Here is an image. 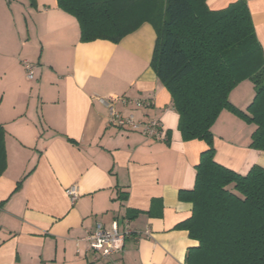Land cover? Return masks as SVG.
Here are the masks:
<instances>
[{
	"label": "crops",
	"instance_id": "1",
	"mask_svg": "<svg viewBox=\"0 0 264 264\" xmlns=\"http://www.w3.org/2000/svg\"><path fill=\"white\" fill-rule=\"evenodd\" d=\"M235 1L205 3L220 10ZM246 2L264 50V0ZM0 9V124L7 150L0 264H109L95 259L85 237L97 223L109 228L125 218L136 232L111 257L115 264H185L198 241L177 227L193 209L181 193L194 188L208 144L183 138L172 94L151 67L155 25L146 20L117 43L82 42L78 19L57 0H0ZM23 58L38 64L35 81ZM254 96L245 79L229 100L245 111ZM136 100L150 105L138 107ZM107 102L136 120L159 119L163 138L109 126ZM255 129L222 110L211 128L215 160L243 175L264 167V151L251 147Z\"/></svg>",
	"mask_w": 264,
	"mask_h": 264
},
{
	"label": "trees",
	"instance_id": "2",
	"mask_svg": "<svg viewBox=\"0 0 264 264\" xmlns=\"http://www.w3.org/2000/svg\"><path fill=\"white\" fill-rule=\"evenodd\" d=\"M57 1L78 19L82 42L117 43L146 20L155 25L151 67L172 94L183 138L208 144L194 188L181 193L193 209L177 227L198 241L185 264H264V167L254 165L243 175L218 163L211 130L228 109L256 125L251 147L264 151V50L246 0L220 10L205 0ZM245 79L253 82L255 96L244 111L229 94ZM5 137L0 124V176L7 167Z\"/></svg>",
	"mask_w": 264,
	"mask_h": 264
},
{
	"label": "built area",
	"instance_id": "3",
	"mask_svg": "<svg viewBox=\"0 0 264 264\" xmlns=\"http://www.w3.org/2000/svg\"><path fill=\"white\" fill-rule=\"evenodd\" d=\"M24 65L27 70V77L31 80L34 79L35 66L29 62H25ZM134 102L138 107L150 105L148 102L142 100ZM107 105L110 109L109 126L135 131L141 130L147 137L152 139L163 138L161 134L162 125L159 119L136 120L133 115H122L112 102H107ZM67 192L72 197V201H74L76 199L75 187L69 188ZM135 232L129 218L123 219L122 222L115 219L109 228L105 227L102 223H97L95 229L87 234L85 239L89 243V249L95 254L96 260L105 259L109 261V264H115L111 257L123 249L125 241ZM144 234L149 235L150 231L147 229L144 231Z\"/></svg>",
	"mask_w": 264,
	"mask_h": 264
},
{
	"label": "rangeland",
	"instance_id": "4",
	"mask_svg": "<svg viewBox=\"0 0 264 264\" xmlns=\"http://www.w3.org/2000/svg\"><path fill=\"white\" fill-rule=\"evenodd\" d=\"M1 10V9H0ZM8 37H9V39H11L12 38V36H11V33H9L8 34ZM12 41L14 42L15 41V39L13 40L12 39ZM17 43V42H16ZM26 62L28 61L31 65H33V66H35V79H36V77H37V75H36V72H37V70H38V64L35 62V61H32V59H30V58H23ZM22 59V60H23ZM25 65H23V67H24ZM24 69H25V72H27V70H26V68L24 67ZM35 79L33 80V81H35ZM30 83H33V82H30ZM247 124H253V123H251V122H248V121H245ZM230 187H232V185L231 186H229V188Z\"/></svg>",
	"mask_w": 264,
	"mask_h": 264
}]
</instances>
